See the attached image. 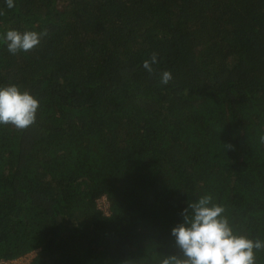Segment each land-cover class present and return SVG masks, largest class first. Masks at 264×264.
Segmentation results:
<instances>
[{"label":"trees","instance_id":"1","mask_svg":"<svg viewBox=\"0 0 264 264\" xmlns=\"http://www.w3.org/2000/svg\"><path fill=\"white\" fill-rule=\"evenodd\" d=\"M14 5L0 0V86L40 104L26 128L0 124V260L184 259L171 229L204 195L264 241V0ZM8 29L46 35L11 54Z\"/></svg>","mask_w":264,"mask_h":264},{"label":"clouds","instance_id":"2","mask_svg":"<svg viewBox=\"0 0 264 264\" xmlns=\"http://www.w3.org/2000/svg\"><path fill=\"white\" fill-rule=\"evenodd\" d=\"M12 9L14 0H4ZM46 32L8 29L3 40L9 53L28 52L37 46ZM158 62L156 54L143 61L142 67L151 72ZM172 79L169 71L161 73L160 82L167 84ZM39 99L16 84L0 86V124H11L24 129L34 123L39 108ZM264 142V136L261 138ZM190 209V211H189ZM224 207L212 203L210 195L201 196L184 210L182 223L171 229L184 259L169 256L161 264H255L256 252L264 249V241L238 234L223 215Z\"/></svg>","mask_w":264,"mask_h":264},{"label":"built area","instance_id":"3","mask_svg":"<svg viewBox=\"0 0 264 264\" xmlns=\"http://www.w3.org/2000/svg\"><path fill=\"white\" fill-rule=\"evenodd\" d=\"M102 198L106 199L105 197ZM107 208L108 205L105 207L104 210H106ZM35 255H36V251H31L26 253L25 255L19 256L14 259H10V260L2 259L0 260V264H31V261L35 257Z\"/></svg>","mask_w":264,"mask_h":264},{"label":"rangeland","instance_id":"4","mask_svg":"<svg viewBox=\"0 0 264 264\" xmlns=\"http://www.w3.org/2000/svg\"><path fill=\"white\" fill-rule=\"evenodd\" d=\"M99 205L101 208L105 209V207L108 205L107 200L103 198L99 199Z\"/></svg>","mask_w":264,"mask_h":264}]
</instances>
